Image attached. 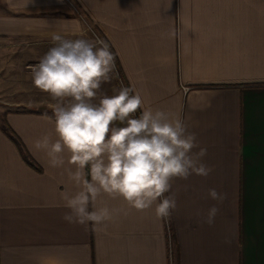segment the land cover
<instances>
[{"label":"crops","instance_id":"1","mask_svg":"<svg viewBox=\"0 0 264 264\" xmlns=\"http://www.w3.org/2000/svg\"><path fill=\"white\" fill-rule=\"evenodd\" d=\"M71 2L0 0V60L32 38L79 35L76 6L115 55V87L179 115L214 170L174 182L168 220L156 218L155 206L129 209L86 231L62 219L71 185L34 147L44 134L56 139L53 114L9 110L7 125L0 121V264H264V0ZM210 188L226 199H210ZM214 204L220 211L208 226L203 214Z\"/></svg>","mask_w":264,"mask_h":264},{"label":"clouds","instance_id":"2","mask_svg":"<svg viewBox=\"0 0 264 264\" xmlns=\"http://www.w3.org/2000/svg\"><path fill=\"white\" fill-rule=\"evenodd\" d=\"M51 41L53 46L31 68V78L35 88L55 101L56 139L44 134L34 147L44 152L50 167L63 169L71 185L62 194L68 209L62 219L86 231L89 224L92 230L106 229L129 209L143 212L153 206L157 219H170L177 208L174 182L213 172L203 162L207 148L199 146L179 115L145 108L134 88L121 86L113 95H100L102 85L118 77L115 55L105 40L53 33ZM208 197L219 204L226 194L210 188ZM105 199L122 200L126 207L109 206ZM219 211L216 204L209 207L203 222L214 225ZM196 215H202L199 209Z\"/></svg>","mask_w":264,"mask_h":264},{"label":"rangeland","instance_id":"3","mask_svg":"<svg viewBox=\"0 0 264 264\" xmlns=\"http://www.w3.org/2000/svg\"><path fill=\"white\" fill-rule=\"evenodd\" d=\"M66 1L73 6L71 0ZM75 8L76 15L80 18L82 32L79 35L69 33L63 36L67 39L85 38L93 40L96 37L103 39L91 22L81 12L78 13L76 6ZM24 43L27 44L23 45L25 50L11 52L8 56L6 53L0 60V121L5 125L7 123L6 120H3V116L9 110L32 108L53 114L52 105L55 101L47 93L35 88L31 78V68L38 64L40 58L53 46L51 38H32ZM115 86L117 87V84L114 80L106 83L103 94L113 95V89H117ZM97 98L99 99V96ZM136 115L138 116V113ZM3 124L2 126H4ZM15 137L19 141V137Z\"/></svg>","mask_w":264,"mask_h":264},{"label":"trees","instance_id":"4","mask_svg":"<svg viewBox=\"0 0 264 264\" xmlns=\"http://www.w3.org/2000/svg\"><path fill=\"white\" fill-rule=\"evenodd\" d=\"M6 132V131H5ZM13 140H15V142H17L18 143V140H17V138L15 137V135L13 134V132L12 131H7L6 132ZM22 151H24L23 149H21ZM24 158L26 159V160H28V156L26 155V154H24Z\"/></svg>","mask_w":264,"mask_h":264}]
</instances>
